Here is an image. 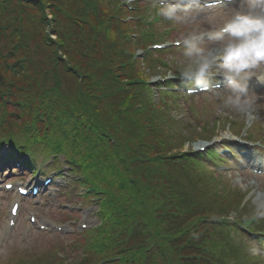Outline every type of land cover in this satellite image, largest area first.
<instances>
[{"label":"trees","instance_id":"1","mask_svg":"<svg viewBox=\"0 0 264 264\" xmlns=\"http://www.w3.org/2000/svg\"><path fill=\"white\" fill-rule=\"evenodd\" d=\"M9 1L8 6L0 7V85L4 87L5 81L17 80L21 85L27 84V87L6 89L13 97L9 104L0 101V135L13 133L15 126L24 134L22 126L35 123L33 118L44 113L46 107L47 110L54 109L53 117H58L53 127L54 134L65 136L75 133L79 138L82 137L83 143H68L63 147L58 141H48L49 144L61 147L56 150L64 152L65 156L74 157L84 170L89 168L108 186L111 184L118 189L112 191L113 201L104 206L106 218L110 214L127 211L130 219L138 223L136 217L144 215L147 219L142 221L140 218L141 225H136L145 226L151 231L152 228L169 226L168 222L161 220V215L156 217L158 212L152 210L153 205L179 214L175 220L179 224L185 222L183 216L186 211L190 212L189 217H194L206 210V206L196 199L194 189L185 187L180 170L170 169L169 165L160 163L158 159L181 148L184 141L169 145L166 138L163 140L158 136L157 132L163 131L164 134L166 129L153 115L149 112L138 113L134 100L122 96L117 89L105 83L108 80L106 77L112 73H125L124 78L143 73L139 64L134 69L130 64H125L127 58L120 52L116 34L118 24L106 18L102 21L103 14L97 12L104 7L105 0H28L27 5L21 4L23 0ZM93 4L95 8H92ZM44 7L51 10V30L58 36V41L51 45L50 50L37 52L39 61L34 62L30 45H35L37 49V43L40 42L37 35L42 34V31L34 26L35 21L42 17ZM56 7H62L63 11L60 8L56 10ZM24 12L27 16L23 15ZM70 41L74 42L73 47H70ZM55 47L66 57L64 64L70 69L68 74L59 69L62 75L52 69L46 71L49 72L46 82H50L43 85L40 76L36 77L37 72H42V68L37 66L49 59L47 69L50 68ZM10 53L13 56L8 61L26 55L29 62L24 63L22 70L8 72L5 58ZM65 76L75 80L77 96L65 93V86L61 84ZM25 79L35 86L31 93L26 90L29 84ZM51 85L53 88L46 89V86ZM113 86L117 88L119 83L113 81ZM59 87L60 91L56 92ZM121 96L124 99L119 98ZM46 97L50 98L46 100ZM17 101L23 103L22 108L13 105ZM11 111L15 115L10 116ZM171 185L179 189L183 185V191L178 194L174 190L168 192ZM147 234L150 236L149 232Z\"/></svg>","mask_w":264,"mask_h":264},{"label":"rangeland","instance_id":"2","mask_svg":"<svg viewBox=\"0 0 264 264\" xmlns=\"http://www.w3.org/2000/svg\"><path fill=\"white\" fill-rule=\"evenodd\" d=\"M151 1L152 0H145L143 2V6L145 5L152 9L154 1L152 3ZM239 7H241L240 2L237 5L235 4L224 8L193 11L192 16L188 22L176 23L168 20V26L164 28L161 26V24H157V31L159 35H163L164 33L162 32H167L171 27L172 29L170 28L171 30L168 39L165 40L166 43H170L174 40H179L182 35H186L192 30L205 31L212 29L213 27H219L223 23L224 18L227 15H230L235 9ZM29 10L31 13L30 8ZM23 15L27 16L25 12ZM35 24L36 26L34 27H36L38 30L42 32L46 30V21H35ZM39 38L40 35H37V39ZM204 46L208 47L214 45H210L208 42H205ZM178 48L179 46L175 48L174 53H169L166 55V57H162L163 64H160V67L157 66L155 70H145L141 74L142 77H150V79H152L154 76L152 77V75L149 74V72L152 71H158V73L156 72V75H162L163 73L168 74L173 72L174 70L178 71L182 66V62L186 59L185 57H183L182 51H179ZM49 55L50 53L48 50V56ZM60 69L63 70V67ZM259 70L261 69H256V71ZM57 73L59 75H62L61 71H58ZM116 73L118 78H122L121 73ZM109 78L110 75L106 77V79ZM123 79H127V81L131 80H129V78ZM74 81L75 80L73 78L65 76L62 79L61 84H63V87L65 86L64 88L66 90V94L70 93L74 96H77L76 93H78V89L74 84ZM43 82H45V84L49 83L46 82V80H43ZM108 85L112 86V88L114 89H117L120 94L125 97L128 90H132L134 87V85L126 84L125 82L120 81L117 88H115L113 86V83L111 82ZM28 87V92L31 93L34 90V85L31 84ZM119 87H122L124 89H119ZM49 88H53V85L49 87L46 86V89ZM151 88L154 90L153 87ZM153 90H151L152 95L155 93V90ZM59 91L60 87L56 88V92ZM116 93L117 92H115V94ZM249 93L255 101L253 108L257 106L259 102L264 103V90H260L257 92L249 91ZM180 94L178 95L179 98H177L176 95L174 96L167 94L166 96L174 98L171 105L166 106L167 108H169V113L173 118H181L182 124L187 130V138H189L191 142L186 143L183 146L182 150H185L187 148L193 149L195 148L196 143H203L205 141L213 140V138L222 134L233 133L236 135L239 133V130L243 124V118H245L246 115L237 113L231 109L223 108L222 101L226 95V90L224 88L216 90L214 92L211 91V93L209 94H201L200 96L190 99L183 97L182 93ZM122 96L119 98L124 99V97ZM155 96L158 97L161 96V94L155 93ZM49 98L50 97H46V100ZM258 107L259 108L257 110H259V116L264 118V104H259ZM47 109L48 107H46V111L40 115L41 117H43L44 124H40L39 126L37 125L39 128H41L46 136L53 137L55 135V138L53 140L61 143L62 147L66 146V144L68 143L77 145L83 143L81 142L82 137L79 138L77 135H75V133H70L65 136H58V134H53L52 136H50V132L54 131V128L50 125L52 124V120L54 118L53 115L56 110L51 113ZM76 117H78V115ZM254 117L256 118L255 114ZM34 124L36 123H33L30 126L33 128ZM261 129L263 130L259 131L262 136L260 137L261 139H264V126H262ZM214 147H216L218 151H221L220 145ZM235 161L237 162V160ZM206 166L211 170L217 169L214 164L207 163ZM238 174H227V176L222 174V179L229 185V188L238 190L239 197L242 193L248 194L247 198H249L248 201L250 203L248 204V210L246 211V213H249L253 211L251 206L253 207V209L257 208V205H255V203L253 202L254 197L256 195H264V186L261 188V185H264V183L259 181L256 177L243 176L241 173ZM58 181L62 182L63 180L59 177H54V183L52 184L54 188L52 189L56 191L51 194L44 195L42 204L35 208L38 210L39 218L46 217L49 220L58 223L59 225H63V223H65L64 226H68V229L66 230L67 233H61V235L38 234L33 231L30 232L25 240H23L24 242H22L19 240V237L23 222L20 221L18 223V227L13 232V235L0 247V264H9L14 262H32V259H34L35 262L40 260L42 263H45L46 261V264H72L73 262L79 261V259L83 257L85 253H87V248L84 246V243H88L92 246L95 245V242H93V234H91V232L82 233L83 230L80 229V225L84 224L88 228L98 223V220L94 215L95 213H97V210L95 209L94 205L91 204L89 197L83 196V194H85L86 192L82 191V187L75 186L73 188L69 186V188L67 189H60L58 191ZM93 185L98 189H108V187L103 184V182L96 179V177H94ZM251 193L253 194L251 195V197H249V194ZM47 195L48 200L45 201ZM6 200V196L0 199V225L5 221V210L8 205ZM231 215H233L231 217L236 218L234 214ZM248 215L250 214H245V217ZM247 244H249L250 247L254 246L249 241H247ZM56 253L60 254V256L62 257L59 256L60 259H58V257L56 258Z\"/></svg>","mask_w":264,"mask_h":264},{"label":"clouds","instance_id":"3","mask_svg":"<svg viewBox=\"0 0 264 264\" xmlns=\"http://www.w3.org/2000/svg\"><path fill=\"white\" fill-rule=\"evenodd\" d=\"M241 7L227 15L219 27L192 30L177 41L186 59L179 79L191 85L187 90L207 91L212 78L224 79L223 108L252 118L254 98L249 93L252 70L264 65V0H240ZM200 0H157L158 15L186 23ZM205 42L214 46H204ZM173 73H169L172 76ZM264 205H257V208Z\"/></svg>","mask_w":264,"mask_h":264},{"label":"bare ground","instance_id":"4","mask_svg":"<svg viewBox=\"0 0 264 264\" xmlns=\"http://www.w3.org/2000/svg\"><path fill=\"white\" fill-rule=\"evenodd\" d=\"M220 136H222V138L221 139H226L227 137H226V135L225 134H222V135H220ZM219 137H217V139H218ZM198 145H201V143H196L195 144V147L196 146H198ZM255 163V162H254ZM254 203L255 204H257V205H261L262 203H263V201H264V195H261V196H259V195H256L255 197H254Z\"/></svg>","mask_w":264,"mask_h":264}]
</instances>
